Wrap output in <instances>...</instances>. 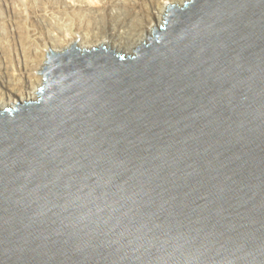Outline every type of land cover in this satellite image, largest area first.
Segmentation results:
<instances>
[{
  "label": "water",
  "instance_id": "water-1",
  "mask_svg": "<svg viewBox=\"0 0 264 264\" xmlns=\"http://www.w3.org/2000/svg\"><path fill=\"white\" fill-rule=\"evenodd\" d=\"M164 18L0 112V264H264V0Z\"/></svg>",
  "mask_w": 264,
  "mask_h": 264
},
{
  "label": "bare ground",
  "instance_id": "bare-ground-1",
  "mask_svg": "<svg viewBox=\"0 0 264 264\" xmlns=\"http://www.w3.org/2000/svg\"><path fill=\"white\" fill-rule=\"evenodd\" d=\"M122 1H124V0H122ZM188 1L189 0H163V1L157 0L156 3L154 4L155 6L153 5V8H151V6H150V8L152 10L151 11L149 10L146 13L139 12V10L138 11L136 10L137 8L133 9V7L132 8H125V7L122 8V7H119L117 4H114L113 2L110 1L111 4L105 6L101 11L98 9H97V11H95V13L98 12V14L100 16V19L103 23L102 27H98L97 31L95 33L91 34V36H89L90 30L88 28H84L83 30L80 28L81 31H79V32H85V33L82 35L73 36L72 38L68 39L65 47L63 49L60 48V50H56L57 48L55 49L54 47H52V48H49L47 50H43V49L41 51L39 50L40 53H37V52L34 53L31 50V47H32V42L38 40V38H36L38 36L37 35L38 33L37 34L36 33L31 34L33 36V39H30L31 36H29L27 38V40H26L25 36L22 35L23 38L25 39V40H23V42H25V46H28L26 48L27 51L29 52L28 54L31 53V55L33 56L34 59L29 65L28 64L25 65L26 70H24L22 68L24 70L23 80L20 79L18 81H16V80L10 81L8 79H10L11 77H8V76H7L8 79H4V78L0 79V88H2V90H3V91L0 90L1 91V93H0V112L5 111V110H9V109H13L14 105L16 106L18 104L34 102L37 100L38 91L40 90V88L44 84L43 78L40 77L38 75V73L42 68L45 67L44 63H46L45 62L46 58L48 59L47 55H50L51 52L52 53H62L64 51L70 50L75 45V47L80 49L81 52H83L84 50H87V51L95 50V49H99L102 47V48L110 50L116 54L124 55L126 57H128V56L131 57V56L135 55L134 50L141 47L142 44L143 45L148 44L147 43V42H149L148 38H150L151 34L153 33L152 29L155 26H157V27L160 26L161 23L164 21L163 17L167 13V9L169 6H172V5L183 6ZM70 2H67V1L63 2L62 1L63 5H61V6H64L63 8L66 9L65 10L66 13L70 14V12H76L77 11L76 17H78L77 16L78 12H80L81 16L83 18H85L87 15H90V14L85 15L86 11L89 8L88 5H86V2L84 4L83 3L72 4ZM115 2H116V0H115ZM75 4H77V5H75ZM90 4H92V3H90ZM61 6H60V8H62ZM153 10H155V11H153ZM61 12L62 13L64 12L63 9ZM90 13H92V12H90ZM73 15L75 16V14H72V16ZM65 16L66 15L64 14V17ZM62 18H63V15H62ZM67 18H68V15H67ZM70 18H71V16L69 17V19ZM97 18H98V16H97ZM37 21H38V19H37ZM38 25H40V24H38ZM87 25H88V23H87ZM53 28H55V27H53ZM63 28H64V26H63ZM65 28H67V27H65ZM66 30H68V29H66ZM50 33H51V30H50ZM34 44H35V42H34ZM92 45L96 46V48L84 49V48H86V47L88 48L89 46H92ZM97 47H99V48H97ZM89 48H91V47H89ZM36 51H38V49ZM23 53H24V51H23ZM25 53H27V52H25ZM32 56H31V60H32ZM0 67H2V65H0ZM4 67H5V65H4ZM8 69H5V70H8ZM16 77L17 76H15V78ZM20 78H21V76H20ZM6 80H8V81H6Z\"/></svg>",
  "mask_w": 264,
  "mask_h": 264
},
{
  "label": "rangeland",
  "instance_id": "rangeland-1",
  "mask_svg": "<svg viewBox=\"0 0 264 264\" xmlns=\"http://www.w3.org/2000/svg\"><path fill=\"white\" fill-rule=\"evenodd\" d=\"M62 1L63 2L71 1L70 3L72 4L74 3L84 4L86 2V5H88L89 8L86 11L85 15L87 14H90V15H87L86 16L87 18L86 17L83 18L80 12H78V15H77L78 17H76L77 11L70 12V14L66 13L65 12L66 9L63 8L64 6H61L63 5ZM110 1L113 2L114 4H117L119 7H122V8L124 7L132 8L133 7V9L137 8L136 10L137 11L139 10V12L146 13L149 10L150 11L152 10L151 8H153V5L156 3L157 0L156 1L155 0H137V1L136 0H124V1L116 0V2L115 0H95V1L94 0H89V1L88 0H0V65H2V67H0V79L1 78L8 79V77H11L8 80L10 81H13V80L18 81L20 79L23 80V76H24L23 72L24 70H26L25 65L26 64L29 65L33 61L34 58L31 55V53L28 54L29 52L26 49L28 46H25V42H23V40L25 39L23 38L22 35H24L27 40L29 36H31L30 39H33V36L31 34L38 33L37 34L38 36L36 35L37 36L36 38H38V40L34 41L35 44L34 42H32L31 50L34 53L36 52L40 53L42 49L47 50L52 47H54L55 49L57 48L56 50H60V48L63 49L68 39L72 38L73 36L82 35L85 33V32H79L81 31V29L83 30L84 28H88L90 30V35L89 34L88 35L91 36V34L97 31L98 27H102L103 23L100 19V16L98 12L95 13V11H97V9L101 11L105 6L111 4ZM90 3H92L93 5ZM60 6L62 8H60ZM62 9L65 12V13L63 12L66 15L65 17H64V14L61 12ZM72 14H75V16L73 15L74 16L73 17ZM62 15L64 19L62 18ZM67 15H68V18H67ZM70 16L72 19L71 18L69 19ZM163 22L161 23L160 26L158 27L155 26L154 28L159 29L162 26ZM53 27L55 28L57 27V28L55 29ZM66 29H68L69 31ZM50 30H51V33H50ZM152 37H153V33L151 34L150 38ZM89 47L88 48L86 47L84 49L96 48V46H93V45ZM37 49L38 51H36ZM31 56H32V60H31ZM45 62H47V58ZM45 65L46 63H44V66ZM5 69H8V70H5ZM42 70L43 68L39 72H42ZM15 76L17 77L15 78ZM39 76L43 78V75H39ZM0 90L3 91L2 88H0ZM37 98H38V94H37ZM14 108L15 106L13 107V109Z\"/></svg>",
  "mask_w": 264,
  "mask_h": 264
}]
</instances>
